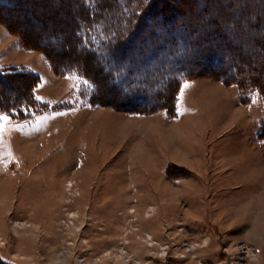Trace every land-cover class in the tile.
<instances>
[{
    "label": "rangeland",
    "instance_id": "obj_1",
    "mask_svg": "<svg viewBox=\"0 0 264 264\" xmlns=\"http://www.w3.org/2000/svg\"><path fill=\"white\" fill-rule=\"evenodd\" d=\"M95 1L112 33L156 11L113 58L146 101L191 72L161 107L123 110L143 102L79 50L81 0H0V69L28 73L6 76L0 103L34 101L0 111V264H264V0H127L132 17ZM166 43L152 80L148 46L159 58Z\"/></svg>",
    "mask_w": 264,
    "mask_h": 264
},
{
    "label": "trees",
    "instance_id": "obj_2",
    "mask_svg": "<svg viewBox=\"0 0 264 264\" xmlns=\"http://www.w3.org/2000/svg\"><path fill=\"white\" fill-rule=\"evenodd\" d=\"M81 1L82 2L80 5H81V10L83 11V12H81V13H83V15H82L83 20H81L82 21L81 24L77 25L76 31H75V36H74L75 43L78 45L79 50H82L85 54H90L92 57H94L96 59H100L102 61V64H103V62H105V63L106 62H112V66L108 69L107 68L105 69L107 77L108 78H110V77L115 78L114 86L117 88H119V85L122 84V86H120V87L122 89H125V91H126L125 93L128 95L127 99L130 98V99H133L137 102H143L140 105V108L134 109V108H132V105L127 104V107L123 110L131 111L133 113L138 114V110L141 109L140 111H142V114H143V113L151 112L154 109L153 107H155V106H157L158 108L161 107V103H165L164 101L160 100V98L162 97L161 92H163L162 89L163 90L167 89L168 86L175 83L174 82L175 80L179 79V77H181L183 75L189 74L191 71L184 70L183 67H175V69L169 74V75H171L172 79L169 81V78L167 79V77H168V74H167V76L165 77L166 81L160 83V85L158 86L159 88L154 90V92L150 96L151 101H146L145 96L147 95V91H148V87H147L148 85H147L146 79H143L141 81V83H137L135 86H131V83H129L127 81L125 83H122V79L124 78L123 76H127L129 74H132L131 72L133 70L126 69L125 67L122 68V66H118V62L117 61L115 62V60L113 59V58H115V56H117V55H115V52L117 51L116 49H119V47L121 46L120 45L121 42L118 40L120 38L121 34L126 33V35H127V33H129L130 38H132L135 36V34H137V32L139 33V31H140L139 30V26H140L139 22L141 20H139L138 18L143 15L144 11L141 12L140 14H138L135 19L133 18L132 20H126L125 24L123 26L117 25L118 23L115 24V25H117L115 27L118 30L116 32L112 33V31L110 32V30H109V32H106V29L108 27L103 25V23L100 25V24L94 22V21H96V18H95V11L97 8L96 1L95 0H92V1L91 0H81ZM126 2H127V0H124V1L121 0L120 1V3L125 6V7L124 6L123 7L126 8V10H127ZM3 5H7V3H5ZM147 10H149V9H147ZM128 11L129 10H127V12L124 13V16L126 15L125 17H129V16L132 17L135 14V12H133V10L130 12H128ZM150 14L155 15L156 11H151V12L147 11L146 13H144L143 16H144V18H145V16L147 18V17H149ZM159 16H161V19L164 18L163 14H160ZM130 38L128 39L129 41L131 40ZM166 44L167 45L165 47H163V48L167 47L166 50H164V55L163 56L161 55L159 58H157V52L155 51L158 48L155 47L153 49V47H151L153 44L148 46V48L150 47L152 49V55L156 54V56H153L154 57L153 59H155V60L151 62L150 69L148 70L150 73L148 75H152L154 77L152 80L156 79V77L159 76L160 69H162L160 66H163V65L168 66L170 64L169 58L173 57L174 54H176L175 50H172L173 47H171V45L169 43H166ZM40 46L43 47L42 44ZM145 51H149V50L146 48ZM177 52L180 53L181 49H178ZM162 58H163V61L161 60ZM211 58H213V57H211ZM208 60H210V59H208ZM212 62H214V65H215V64H220L221 62L223 63L224 60L221 61L219 58L215 57L214 59H212ZM64 66H66V67H64ZM172 66H173V64H171V67ZM228 67H230V64L226 63V65H224V67H223L224 69L223 68L219 69V71L221 70L220 73H219V71H216L215 74L218 73L219 78H224V76L228 72ZM70 68H71L70 62H68V65H61V69L64 72H69L71 70ZM146 68H148V66L145 67V65H144V67L140 68V69L146 70ZM82 70L84 72L85 68L82 67ZM79 71H81V70H79ZM120 71H123L122 74L124 73L122 76H120V74H121ZM8 74L28 75V73H26V72H12V71L4 72L3 70L0 69V87L2 84L7 83L6 76ZM29 74H31L34 77H37V75H35L33 73H29ZM254 77H255V75H254ZM254 77H253V74L252 75L248 74V76H247L248 82H253V79H255ZM231 79H232V76L229 77V80H231ZM147 80H148V77H147ZM170 82H172V83L169 84ZM92 83H96V82L94 81ZM138 84H140V85H138ZM0 91H1V88H0ZM91 95L89 98V102L99 103L97 92L96 91L91 92ZM4 98H6V97H4ZM4 103H0V111L11 114V112L17 113L19 110H21V108L23 107L24 104L27 105V107L32 106L34 104V101H33V103L30 102L27 104L25 101L24 104H19V106H21L20 108L18 107L19 109H12V110H11L12 103H9V104H4ZM90 104H92V103H90ZM21 117H22V115H21Z\"/></svg>",
    "mask_w": 264,
    "mask_h": 264
},
{
    "label": "snow or ice",
    "instance_id": "obj_3",
    "mask_svg": "<svg viewBox=\"0 0 264 264\" xmlns=\"http://www.w3.org/2000/svg\"><path fill=\"white\" fill-rule=\"evenodd\" d=\"M0 119H8V117L7 116H0Z\"/></svg>",
    "mask_w": 264,
    "mask_h": 264
}]
</instances>
